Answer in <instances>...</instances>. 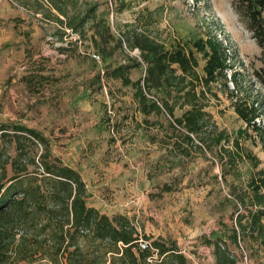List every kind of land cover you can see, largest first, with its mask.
<instances>
[{
    "label": "rangeland",
    "instance_id": "rangeland-1",
    "mask_svg": "<svg viewBox=\"0 0 264 264\" xmlns=\"http://www.w3.org/2000/svg\"><path fill=\"white\" fill-rule=\"evenodd\" d=\"M61 1L70 14L76 2L79 10L87 4L85 0ZM97 1L111 28L107 44L100 39L99 46L93 43L92 21L81 34V43L71 40L67 28L56 20L42 21L36 36L10 40L0 36V130L2 125L20 124L41 132L53 156L81 173L89 206L110 217L127 216L150 242L159 238L177 242L190 264H215L214 247L207 241L213 232L225 238L238 264H264V248L258 242L241 241L239 248L231 244L220 224L230 226L234 220L226 201L232 198L230 187L221 177L216 154L206 151L203 155L195 145L183 142L184 130L175 123L174 129L168 114L144 115L133 86L106 76L107 70L132 63L133 56L141 65L129 76L143 78L145 65L139 50L131 52L126 44L123 48L117 44L121 34L133 28L168 45L212 36L230 50L228 77L233 80L230 89L238 96L235 100L263 101L264 109V84L255 74L264 66L261 50L246 25L230 0H128L124 11L118 4L108 8L104 0ZM103 49L113 51L112 57L105 60ZM92 52L99 53L101 60L93 59ZM229 95L220 93V99L209 95L207 111L218 128L233 137L245 125ZM180 114L177 110L176 115ZM1 140L4 154L0 160L6 164L17 153ZM241 142L264 168L261 146L250 140ZM26 146L29 153L20 161L23 165L42 153L40 145ZM184 148L188 155L182 153ZM6 168L7 176H13L11 164ZM241 168V180L230 176L229 183L247 181L253 168L248 163ZM29 170L36 167L30 165ZM166 184L173 190L163 192Z\"/></svg>",
    "mask_w": 264,
    "mask_h": 264
},
{
    "label": "trees",
    "instance_id": "trees-1",
    "mask_svg": "<svg viewBox=\"0 0 264 264\" xmlns=\"http://www.w3.org/2000/svg\"><path fill=\"white\" fill-rule=\"evenodd\" d=\"M65 15L57 22L73 33L84 34L92 21L91 39L97 46L107 44L110 26L99 12V1L85 0L86 7L68 14L61 0H48ZM145 1V0H141ZM124 11L128 0H114ZM232 8L246 25L261 50L264 65V0H230ZM104 3L107 4L106 1ZM110 8V7H108ZM117 44H126L133 52L139 50L145 65L143 78L132 80L130 71L140 66L139 59L107 70L106 76L133 86L134 97L144 115L166 113L184 130L183 142L195 145L201 154H216L221 177L230 187L232 225L223 221L231 244L241 248V241L258 242L264 248V168L261 160L246 148L241 140H250L264 151V109L262 102L239 100L230 89L228 70L232 68L228 47L216 38L195 37L169 45L143 31L131 29L121 34ZM104 59L112 52L103 49ZM99 54V53H98ZM100 55V54H99ZM101 56V55H100ZM264 84V66L255 73ZM236 81V74L232 75ZM220 93L231 97L232 106L244 123L236 136L220 130L207 111L209 95L220 99ZM235 96V97H234ZM181 110L180 116L176 115ZM262 121L260 122V120ZM1 139L15 147L16 156L10 162L0 160V264H190L177 242L145 236L151 247L142 250L139 229L125 215H109L89 206L87 185L81 173L52 154L51 145L41 132L20 125H2ZM194 136L199 140L195 144ZM42 147V153L28 164H21L27 155V144ZM231 145V148L228 147ZM188 155V150H181ZM0 149V157L3 155ZM14 174L7 176V164ZM253 168L242 185L229 183L228 177L242 178V165ZM34 165L36 170L30 171ZM166 184L162 191L170 192ZM213 245L215 264H238L237 256L228 248L224 237L213 232L207 240ZM243 257V255H242Z\"/></svg>",
    "mask_w": 264,
    "mask_h": 264
},
{
    "label": "crops",
    "instance_id": "crops-1",
    "mask_svg": "<svg viewBox=\"0 0 264 264\" xmlns=\"http://www.w3.org/2000/svg\"><path fill=\"white\" fill-rule=\"evenodd\" d=\"M57 18L65 20V15L48 0H0V36L5 40L39 35L42 21Z\"/></svg>",
    "mask_w": 264,
    "mask_h": 264
},
{
    "label": "built area",
    "instance_id": "built-area-1",
    "mask_svg": "<svg viewBox=\"0 0 264 264\" xmlns=\"http://www.w3.org/2000/svg\"><path fill=\"white\" fill-rule=\"evenodd\" d=\"M104 1L107 2V4L109 5L110 8H112L113 5L115 4L114 0H104ZM67 31L69 33L67 35L69 36V38L71 40H74L77 43H81V37H80L79 34L73 33L71 29H67ZM91 56L96 61H100L101 60V56L97 52H92ZM139 246H140V248L142 250H145V249H148L149 247H151V244H150L149 241L141 239L139 241ZM242 255H243V259L245 260L246 259V254L244 253V251H243Z\"/></svg>",
    "mask_w": 264,
    "mask_h": 264
}]
</instances>
